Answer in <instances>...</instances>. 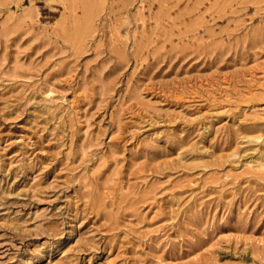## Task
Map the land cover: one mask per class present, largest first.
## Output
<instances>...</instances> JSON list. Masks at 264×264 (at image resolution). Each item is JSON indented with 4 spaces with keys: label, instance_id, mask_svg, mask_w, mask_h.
<instances>
[{
    "label": "rangeland",
    "instance_id": "374dc122",
    "mask_svg": "<svg viewBox=\"0 0 264 264\" xmlns=\"http://www.w3.org/2000/svg\"><path fill=\"white\" fill-rule=\"evenodd\" d=\"M0 264H264V0H0Z\"/></svg>",
    "mask_w": 264,
    "mask_h": 264
}]
</instances>
